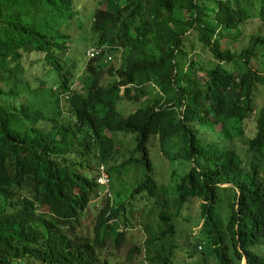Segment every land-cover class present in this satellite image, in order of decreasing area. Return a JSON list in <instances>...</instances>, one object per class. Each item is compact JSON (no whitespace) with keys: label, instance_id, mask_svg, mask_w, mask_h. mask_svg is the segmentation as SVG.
Masks as SVG:
<instances>
[{"label":"trees","instance_id":"1","mask_svg":"<svg viewBox=\"0 0 264 264\" xmlns=\"http://www.w3.org/2000/svg\"><path fill=\"white\" fill-rule=\"evenodd\" d=\"M100 6L0 0V264H264V0Z\"/></svg>","mask_w":264,"mask_h":264},{"label":"rangeland","instance_id":"2","mask_svg":"<svg viewBox=\"0 0 264 264\" xmlns=\"http://www.w3.org/2000/svg\"><path fill=\"white\" fill-rule=\"evenodd\" d=\"M76 1H77V4H79V5H81L83 7L82 14H83V16L86 19L88 18V16L90 15V13L94 10V8L96 7V5H99L100 4L102 6V8H105L106 7V4L108 2V0H76ZM109 1H111V2L114 1L118 5L124 6V5H126L128 2H130L132 0H109ZM248 9H251V7H249ZM251 11H253L252 14H255L256 13V9L255 10H251ZM70 32L72 34H75V33H77L79 35H82L83 34V32H79L75 27ZM86 32H89V31L86 30ZM259 32L260 33H264V26L262 25V23H260L258 19L249 20V21H247L245 23V26L243 28V35H241L239 37V39L233 40V39H230V38H225V40H223L222 46H223V48H228V49H231L232 51L239 52L242 48L246 47L249 44V40H250L251 36L253 34H258ZM83 35H85V33ZM199 59H201V62L204 63L206 67L209 68V67L212 66L213 60H212L211 57H208V56H206V55L203 54V55H201V57ZM261 61H263V57H261ZM251 65H252V67H254L255 66V63L252 62ZM199 75L202 78L200 80L201 82H203L204 80L207 79L203 74L200 73ZM81 87H82V85H79L78 82H77L75 84V86L73 87V90L80 91ZM147 98L149 100H152L153 99V96L151 94H149ZM259 104L262 105V102H259ZM123 108L125 109L126 114H129L131 112L136 111V109L138 108V106H136V105H130V104H125ZM184 170H185V168H183V167H180L179 168V172H181V173ZM159 172H161L159 174H161V175L164 176V179L163 180L168 185V182L171 179L172 169L171 168H168L167 164H165L163 166V168H161V170ZM167 185H166V187L161 192H159V198L162 199V200H164V201L165 200H167V201L170 200V198L172 196V194L170 193V189H168V186ZM120 191H121V193H120ZM131 191H132V187L127 186V187H124L123 188V192H122L121 186L119 185L118 186V193H120L119 194V199H125V198H127L128 195L131 193ZM97 203H100V205H102L103 201L97 202ZM91 222H92V217H90L89 219L86 220V223H88V224H90ZM130 236H134L135 238H138L141 235L137 231H133V232H130L129 237ZM182 240H183V238H182ZM123 248L125 249V251L127 250V246H124ZM118 256H119L118 264H133V263H128L125 260V258H126V252L123 251V252L119 253ZM241 264H245V259H244V261Z\"/></svg>","mask_w":264,"mask_h":264},{"label":"built area","instance_id":"3","mask_svg":"<svg viewBox=\"0 0 264 264\" xmlns=\"http://www.w3.org/2000/svg\"><path fill=\"white\" fill-rule=\"evenodd\" d=\"M99 53L100 52L98 50H95V49L90 50L88 52V57L90 59H94V58H96L99 55ZM98 182H99V184L101 186H104L106 188L103 194L107 195L108 197H111V192H110V189H109L111 181H110L109 176L106 173L103 172L102 175L100 176Z\"/></svg>","mask_w":264,"mask_h":264},{"label":"water","instance_id":"4","mask_svg":"<svg viewBox=\"0 0 264 264\" xmlns=\"http://www.w3.org/2000/svg\"><path fill=\"white\" fill-rule=\"evenodd\" d=\"M245 263L247 264V261L245 260Z\"/></svg>","mask_w":264,"mask_h":264},{"label":"bare ground","instance_id":"5","mask_svg":"<svg viewBox=\"0 0 264 264\" xmlns=\"http://www.w3.org/2000/svg\"><path fill=\"white\" fill-rule=\"evenodd\" d=\"M246 264V263H245Z\"/></svg>","mask_w":264,"mask_h":264},{"label":"clouds","instance_id":"6","mask_svg":"<svg viewBox=\"0 0 264 264\" xmlns=\"http://www.w3.org/2000/svg\"><path fill=\"white\" fill-rule=\"evenodd\" d=\"M246 260V259H245Z\"/></svg>","mask_w":264,"mask_h":264}]
</instances>
